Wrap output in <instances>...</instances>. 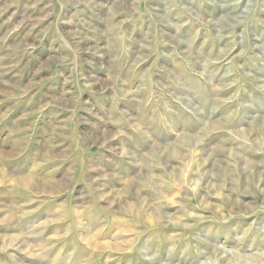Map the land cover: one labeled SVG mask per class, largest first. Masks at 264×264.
<instances>
[{"label": "rangeland", "instance_id": "obj_1", "mask_svg": "<svg viewBox=\"0 0 264 264\" xmlns=\"http://www.w3.org/2000/svg\"><path fill=\"white\" fill-rule=\"evenodd\" d=\"M0 264H264V0H0Z\"/></svg>", "mask_w": 264, "mask_h": 264}, {"label": "bare ground", "instance_id": "obj_2", "mask_svg": "<svg viewBox=\"0 0 264 264\" xmlns=\"http://www.w3.org/2000/svg\"><path fill=\"white\" fill-rule=\"evenodd\" d=\"M22 230V229H21ZM20 233H21V231H20ZM21 234H24V231L21 233ZM21 234H20V236H21ZM121 236V235H120ZM18 237H19V235H18ZM92 237H93V235L92 234H89L88 236L86 235V236H84L82 239L85 241V240H87V239H92ZM24 238V237H23ZM112 238V237H111ZM118 239H120V238H118ZM121 240V239H120ZM14 241H18V239H14L13 241H12V243H10L9 245H11V244H13L14 243ZM20 242H22L21 240H20ZM122 242V241H121ZM23 245L25 244V245H27L28 246V242H26V240H23ZM19 244V243H18ZM117 244V243H116ZM109 247H113V244H112V241L110 242L109 241ZM124 245V244H123ZM6 247V246H5ZM119 247H120V245H119ZM114 249V248H113Z\"/></svg>", "mask_w": 264, "mask_h": 264}, {"label": "crops", "instance_id": "obj_3", "mask_svg": "<svg viewBox=\"0 0 264 264\" xmlns=\"http://www.w3.org/2000/svg\"><path fill=\"white\" fill-rule=\"evenodd\" d=\"M16 110L20 111V110H22V107H17Z\"/></svg>", "mask_w": 264, "mask_h": 264}]
</instances>
